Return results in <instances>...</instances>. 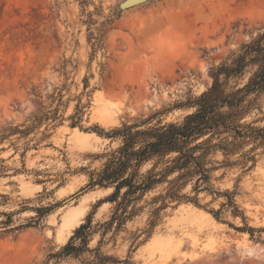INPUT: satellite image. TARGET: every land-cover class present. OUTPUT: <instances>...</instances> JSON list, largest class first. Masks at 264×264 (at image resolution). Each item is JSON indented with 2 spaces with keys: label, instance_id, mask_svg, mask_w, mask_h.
<instances>
[{
  "label": "rangeland",
  "instance_id": "rangeland-1",
  "mask_svg": "<svg viewBox=\"0 0 264 264\" xmlns=\"http://www.w3.org/2000/svg\"><path fill=\"white\" fill-rule=\"evenodd\" d=\"M122 1L0 0V264H264L260 137L191 141L203 143L194 155L205 183L196 184L194 162L192 173L126 198L124 187L114 202V186L94 182L120 159L126 128L180 125L196 110L212 71L264 30V0H151L119 10ZM251 72L225 90L243 87ZM245 106L240 124L264 133V92ZM225 138L236 146L212 147ZM176 155L143 163L136 181L150 170L164 178ZM88 216L86 245L74 239L78 251L50 258Z\"/></svg>",
  "mask_w": 264,
  "mask_h": 264
},
{
  "label": "trees",
  "instance_id": "trees-1",
  "mask_svg": "<svg viewBox=\"0 0 264 264\" xmlns=\"http://www.w3.org/2000/svg\"><path fill=\"white\" fill-rule=\"evenodd\" d=\"M248 68L252 72L246 84L234 91H226L224 86L227 81L231 77L244 75ZM212 78L211 87L201 93L194 101L193 107H196V110L185 116L182 124H169L146 131L135 130L132 132L134 127L125 129L124 145L119 151L120 159L110 161L104 167L98 179L94 181L95 185L114 186V191L107 197V200L116 201V197L124 187L126 188L123 192L124 198L140 192L143 193L167 178L168 175L187 169L186 173L182 172L179 176V178L184 177L192 173L188 169L192 162L195 163V167L200 173L196 184L198 182H207V170L199 163L201 156L194 155L197 149H203V143L201 142L200 145L198 144L190 148L188 145L191 141H196L208 134L228 133L234 140L260 137L264 142L262 129H252L248 125L243 126L240 124V119L243 117L246 109H248L245 106L248 96L264 92V30L254 40L243 45L240 51L228 59V61L215 68L212 71ZM248 104L250 103L248 102ZM140 135L147 136L149 139L142 140L145 144L134 150L133 146L136 143V138ZM110 137L112 136H108V138ZM233 144H235L233 141H228L225 138L212 147L227 152L229 151V145ZM130 149L132 150L130 151ZM173 153L177 155L171 159V165L165 169V173L168 174H163L164 178L158 176V174H153L150 170L139 182L136 181V178L139 176L140 166L143 163L153 160L155 156L164 159ZM132 162H134V165H132ZM131 167L134 169L129 171ZM175 181L177 180L174 179L170 184L175 183ZM171 192V190L168 191L166 195L173 197L174 195ZM121 205L122 202L117 203L116 213ZM122 215H125V211H122ZM89 226L90 216H88L86 223L81 224L75 230L74 235L70 238V242L62 247L60 252L51 255L50 258L67 256L78 251L80 247L75 248L71 244V241L74 239L80 238L83 245H86L85 237L82 234ZM248 230L252 232V229Z\"/></svg>",
  "mask_w": 264,
  "mask_h": 264
},
{
  "label": "water",
  "instance_id": "water-1",
  "mask_svg": "<svg viewBox=\"0 0 264 264\" xmlns=\"http://www.w3.org/2000/svg\"><path fill=\"white\" fill-rule=\"evenodd\" d=\"M147 1H151V0H123L122 2L119 3L118 9L125 10L134 7L142 2H147Z\"/></svg>",
  "mask_w": 264,
  "mask_h": 264
},
{
  "label": "bare ground",
  "instance_id": "bare-ground-1",
  "mask_svg": "<svg viewBox=\"0 0 264 264\" xmlns=\"http://www.w3.org/2000/svg\"><path fill=\"white\" fill-rule=\"evenodd\" d=\"M68 211V210H67ZM76 214L75 213H70L68 216L65 218L66 225H72L74 223Z\"/></svg>",
  "mask_w": 264,
  "mask_h": 264
}]
</instances>
